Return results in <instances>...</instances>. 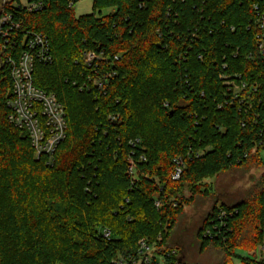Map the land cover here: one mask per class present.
Masks as SVG:
<instances>
[{
  "label": "trees",
  "instance_id": "1",
  "mask_svg": "<svg viewBox=\"0 0 264 264\" xmlns=\"http://www.w3.org/2000/svg\"><path fill=\"white\" fill-rule=\"evenodd\" d=\"M41 1L6 8L51 41L34 83L65 106L67 136L51 163L36 159L8 120L1 66L0 264H115L142 238L169 247L186 187L198 194L219 172L263 164L264 0H95L79 17L77 0ZM86 51L100 58L87 65ZM198 237L223 251L222 264L236 249L251 264L264 244V173L248 199L214 203Z\"/></svg>",
  "mask_w": 264,
  "mask_h": 264
},
{
  "label": "built area",
  "instance_id": "2",
  "mask_svg": "<svg viewBox=\"0 0 264 264\" xmlns=\"http://www.w3.org/2000/svg\"><path fill=\"white\" fill-rule=\"evenodd\" d=\"M9 1L11 0H0V67L7 66L12 79V93L7 100L10 111L8 120L13 126L26 132L35 150L36 159L47 157L48 162L51 163L57 147L67 136L66 109L54 93H49L34 83L36 63H50L53 60L51 41L48 35L42 32L24 28L23 21L15 18L6 8ZM15 5L23 4L15 2ZM74 5L75 3L71 1L70 6L74 7ZM23 6L33 12L42 9L44 2L28 1ZM260 20L264 29V15L260 16ZM260 48L264 52L263 42L260 43ZM99 58L100 55L94 51H86L83 55L84 63L87 65H92ZM97 83L102 85L101 81ZM245 87L246 85H243L242 89ZM130 169L132 170L133 166ZM182 171V166H178L173 173V179H180ZM218 215L220 224L217 226H220L224 224L227 211L220 209ZM103 233L106 237H110L111 230L106 228ZM203 235L212 237L213 232L207 228ZM159 239L162 240L161 237ZM174 257L180 258L178 248H158L142 238L135 253L119 255L114 262L115 264H173ZM253 258L251 264H264V244L259 246ZM181 262L188 264L183 260Z\"/></svg>",
  "mask_w": 264,
  "mask_h": 264
},
{
  "label": "rangeland",
  "instance_id": "3",
  "mask_svg": "<svg viewBox=\"0 0 264 264\" xmlns=\"http://www.w3.org/2000/svg\"><path fill=\"white\" fill-rule=\"evenodd\" d=\"M20 2L25 5L28 0ZM94 2L95 0H77L74 5L75 15L79 17L92 13ZM111 10L113 9H105L103 13ZM262 157V165L234 166L203 180L201 189H197L198 194L186 187L184 195L189 202L184 206L177 225L170 230L171 240L167 248H178L179 256L188 264H222L225 257L223 251L214 246L201 248L198 231L214 203L218 206L223 203L235 205L253 194L264 173V152ZM236 254L227 264H243L241 257L249 256L248 252L241 249H236ZM252 254L256 255L254 252Z\"/></svg>",
  "mask_w": 264,
  "mask_h": 264
}]
</instances>
